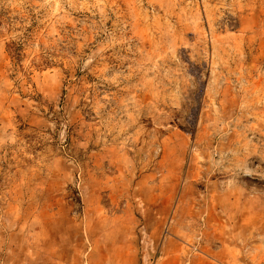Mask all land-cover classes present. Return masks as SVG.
Wrapping results in <instances>:
<instances>
[{
	"label": "rangeland",
	"instance_id": "rangeland-1",
	"mask_svg": "<svg viewBox=\"0 0 264 264\" xmlns=\"http://www.w3.org/2000/svg\"><path fill=\"white\" fill-rule=\"evenodd\" d=\"M0 264H264V0H0Z\"/></svg>",
	"mask_w": 264,
	"mask_h": 264
}]
</instances>
